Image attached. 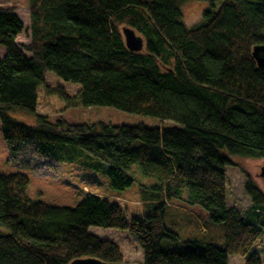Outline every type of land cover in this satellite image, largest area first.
Instances as JSON below:
<instances>
[{
	"label": "trees",
	"instance_id": "1",
	"mask_svg": "<svg viewBox=\"0 0 264 264\" xmlns=\"http://www.w3.org/2000/svg\"><path fill=\"white\" fill-rule=\"evenodd\" d=\"M189 0H30L31 43L13 8L0 6V122L13 159L26 148L61 163L68 146L93 156L92 169L125 191L140 166L158 185L141 186L145 214L129 225L123 209L88 195L76 208L50 206L28 196L29 176L0 174V264H71L95 258L125 262L119 245L91 228L129 231L145 264H264L253 252L264 238V190L247 174L252 205L244 214L228 205L227 168L236 158L264 159V66L254 48L264 46V0H201L212 7L189 29L182 6ZM217 3H222L217 9ZM145 41L127 48L123 30ZM78 85L76 95L52 90L47 75ZM57 96L65 110L113 107L173 121L180 127L116 126L105 122H53L38 111L39 93ZM24 111L30 124L13 114ZM174 201L200 206L225 231V246L188 241L186 252L168 227Z\"/></svg>",
	"mask_w": 264,
	"mask_h": 264
},
{
	"label": "rangeland",
	"instance_id": "2",
	"mask_svg": "<svg viewBox=\"0 0 264 264\" xmlns=\"http://www.w3.org/2000/svg\"><path fill=\"white\" fill-rule=\"evenodd\" d=\"M150 1V0H149ZM222 3H217V9ZM0 6L13 8L23 21L25 31L18 39L19 44L31 43V11L30 0H0ZM212 5L201 0H189L182 6L183 23L193 29L203 21L204 12ZM8 51L0 46V58L3 59ZM48 86L52 90L63 88L68 94L76 95L80 87L66 83L54 73L47 75ZM38 111L47 115L53 122L61 116L70 124H94L105 122L116 126L144 125L149 128H170L181 125L173 121L129 114L113 107H91L65 110V104L57 97L48 95L44 89L39 93ZM27 123H34L35 118L24 111L13 114ZM0 122V174L12 175L22 173L29 176L31 184L28 196L40 200L50 206L76 208L88 195L99 196L111 204L119 205L124 212L129 225L135 218L143 216L144 194L141 186L152 187L158 185L156 178L146 176L140 166H134L130 172L136 179L133 187L125 191L114 190L107 175L92 169L95 159L85 150L68 146L59 163L54 159L42 158L34 149L26 148L16 160L12 158L10 150L3 138ZM264 159L236 158L234 166L227 168L228 205L237 208L244 214L252 205V200L245 190L247 174L251 175L256 184L264 190V179L261 170ZM174 209L168 212L167 224L180 236V242L163 243L166 251L186 252L188 241H201L225 246V231L221 225L211 222L209 213L200 206H189L183 201H174ZM91 233L102 240H109L119 245L124 253L125 262L145 264V255L140 242L129 231L91 228ZM9 229L0 225V235L9 234ZM253 252L258 253L264 263V238ZM231 264H245L244 257H231Z\"/></svg>",
	"mask_w": 264,
	"mask_h": 264
},
{
	"label": "water",
	"instance_id": "3",
	"mask_svg": "<svg viewBox=\"0 0 264 264\" xmlns=\"http://www.w3.org/2000/svg\"><path fill=\"white\" fill-rule=\"evenodd\" d=\"M127 48L133 52H142L145 48L144 39L137 35L136 31L132 28L125 27L123 30ZM254 58L258 62L259 66H264V46H257L253 52ZM261 177L264 179V167L261 170ZM71 264H133V263H107L95 258L77 259Z\"/></svg>",
	"mask_w": 264,
	"mask_h": 264
}]
</instances>
